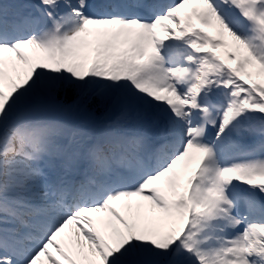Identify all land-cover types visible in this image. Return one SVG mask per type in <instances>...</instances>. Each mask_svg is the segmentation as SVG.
Returning a JSON list of instances; mask_svg holds the SVG:
<instances>
[{
	"label": "snow or ice",
	"instance_id": "obj_1",
	"mask_svg": "<svg viewBox=\"0 0 264 264\" xmlns=\"http://www.w3.org/2000/svg\"><path fill=\"white\" fill-rule=\"evenodd\" d=\"M0 264H264V0H0Z\"/></svg>",
	"mask_w": 264,
	"mask_h": 264
}]
</instances>
